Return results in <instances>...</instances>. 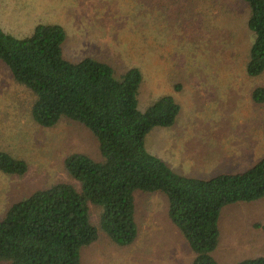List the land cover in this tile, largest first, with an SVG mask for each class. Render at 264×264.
I'll use <instances>...</instances> for the list:
<instances>
[{"label": "rangeland", "instance_id": "obj_1", "mask_svg": "<svg viewBox=\"0 0 264 264\" xmlns=\"http://www.w3.org/2000/svg\"><path fill=\"white\" fill-rule=\"evenodd\" d=\"M244 0H0V28L18 37L40 23L66 30L63 52L110 64L117 75L139 67V108L172 94L181 110L170 127L153 129L147 148L175 172L209 178L243 171L264 157V103L253 90L264 73L246 74L254 35ZM178 84L180 86H178ZM180 87V88H178ZM32 94L0 61V150L28 162L26 174L0 171V218L11 204L57 182L77 184L66 157L85 152L100 159L99 144L84 125L63 119L37 124ZM100 209L93 208L97 223ZM139 232L119 246L102 232L82 249V264H191L195 253L168 217L162 192L136 193ZM264 199L226 205L220 215V264L264 255Z\"/></svg>", "mask_w": 264, "mask_h": 264}, {"label": "trees", "instance_id": "obj_2", "mask_svg": "<svg viewBox=\"0 0 264 264\" xmlns=\"http://www.w3.org/2000/svg\"><path fill=\"white\" fill-rule=\"evenodd\" d=\"M244 1L254 35L246 74L257 77L264 73V0ZM66 37L57 23H40L24 37L0 28V61L32 94L29 113L37 124L49 128L68 119L84 125L98 141L100 159L68 155L64 166L77 184L60 181L11 204L0 218V264H82V249L102 232L119 246L132 244L139 232L138 192L167 196L168 217L195 253L191 264H220L222 209L264 199V157L243 171L209 178L175 172L146 143L153 129L176 123L181 107L175 97L165 94L141 110L139 67L117 75L91 56L70 60L63 52ZM252 98L264 103V87ZM28 169L26 160L0 150V171L22 176ZM94 207L100 209L97 223ZM255 226L264 229V223ZM236 264H264V255Z\"/></svg>", "mask_w": 264, "mask_h": 264}]
</instances>
